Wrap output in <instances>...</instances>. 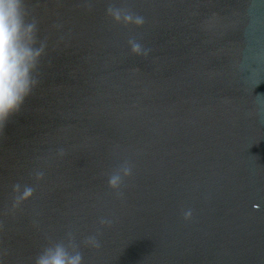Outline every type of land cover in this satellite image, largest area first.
Segmentation results:
<instances>
[{
	"label": "water",
	"instance_id": "water-1",
	"mask_svg": "<svg viewBox=\"0 0 264 264\" xmlns=\"http://www.w3.org/2000/svg\"><path fill=\"white\" fill-rule=\"evenodd\" d=\"M25 5L47 48L0 129V264H34L68 232L83 264H264V0ZM17 183L35 188L19 205Z\"/></svg>",
	"mask_w": 264,
	"mask_h": 264
},
{
	"label": "clouds",
	"instance_id": "clouds-1",
	"mask_svg": "<svg viewBox=\"0 0 264 264\" xmlns=\"http://www.w3.org/2000/svg\"><path fill=\"white\" fill-rule=\"evenodd\" d=\"M107 13L116 23L142 26L143 17L128 8L109 4ZM35 18H29L25 0H0V129H3L12 116L21 111L27 97L38 85V69L46 55L47 41L38 37ZM136 54L147 55V50L133 40L129 41ZM63 154V153H61ZM134 165L124 161L108 174V186L118 195L125 182L133 176ZM42 172L36 173V180H43ZM14 199L17 205L28 201L34 195L33 186L17 183L13 186ZM192 212L184 214L191 219ZM101 223H107L101 220ZM88 247L99 248L100 243L95 235L84 239ZM34 264H83V253L76 237L68 232L66 238L51 242L34 260Z\"/></svg>",
	"mask_w": 264,
	"mask_h": 264
}]
</instances>
